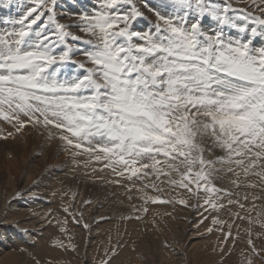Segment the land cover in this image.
Here are the masks:
<instances>
[{
  "label": "snow or ice",
  "instance_id": "snow-or-ice-1",
  "mask_svg": "<svg viewBox=\"0 0 264 264\" xmlns=\"http://www.w3.org/2000/svg\"><path fill=\"white\" fill-rule=\"evenodd\" d=\"M77 3L58 13L59 0H32L26 10L23 0H0V118L13 128L0 139L43 128L76 168L107 170L106 183L142 201L123 220L141 219L149 203L189 207L187 194L203 196L193 209L220 210L226 200L248 212L236 218L264 228L262 213L251 215L260 200L252 193L264 192V0H97L90 11ZM165 187L180 191L165 199ZM240 188L251 190L243 196L251 209L232 199ZM63 211L90 228L83 208ZM212 222L223 231L226 221ZM227 227L224 242L234 239ZM119 247L110 239L101 264Z\"/></svg>",
  "mask_w": 264,
  "mask_h": 264
},
{
  "label": "rangeland",
  "instance_id": "rangeland-1",
  "mask_svg": "<svg viewBox=\"0 0 264 264\" xmlns=\"http://www.w3.org/2000/svg\"><path fill=\"white\" fill-rule=\"evenodd\" d=\"M81 2L85 3L90 11V6L97 3V0H81ZM250 2L251 0H233L235 7H244ZM23 4L25 5L23 10H26L27 6L32 5V0H23ZM59 4L58 13H70L73 10L71 7L73 4L79 8L77 0H59ZM21 11L13 9L11 18L18 19V12ZM5 16L8 14L5 13ZM62 19L61 22H69L67 14L63 15ZM137 27L142 28L144 25L141 23ZM73 29L72 31H77V29ZM73 59L78 60L81 57L77 55L73 56ZM0 121V131L5 133L13 131V128L6 121H3L2 118ZM23 133L28 137L29 142L25 145V151L21 152L16 144L18 143L16 137L23 135ZM23 133L16 135L13 140L0 139V164L2 163L3 167H11L12 178L15 179L14 185L16 182L18 184L13 186L12 182L5 183L6 180H9L10 173H5L6 175L0 173V199L6 201V206L1 207L0 205V237L6 239L3 232L7 231L8 228L22 233L25 232L22 230L26 229L37 232V236L38 233L46 236L49 243H45L46 245L41 243L36 247L23 242L24 245L19 246L21 251H17L14 247L9 248L10 252L14 253L15 251L16 257L20 258L21 262L14 257L15 261H19L20 264H25L26 260L31 261L28 264H37V261L39 264H72L76 258L78 261L80 260L78 264H101V261L106 259V251H110V239L112 244L117 241L120 244L118 254L111 264H173L171 260L173 256L177 260V264H246L247 259H251L252 264H264V228L259 224L249 225L247 219L236 218L237 212L241 216L246 217L248 215L247 211L240 210L236 204L227 206L226 200H223L221 202L225 204V207L220 210L209 209L204 211V208L201 207L193 209L191 205L203 203V196L197 201L194 197L190 198L185 194L184 198L189 199V207L180 204L149 203L147 205L148 212L143 213L141 219L123 220L121 217L132 214V205L138 207L142 205V201L135 198L137 193L133 192L134 198L130 201L123 187L106 183L107 180L113 178L107 170L93 173L91 168H76L63 150L61 142L58 139H49L48 132L43 128L28 126ZM36 136L42 139L41 143L36 140ZM51 144L53 145L52 151L46 147ZM95 167L99 168L100 165H95ZM26 171L28 174L30 173L28 179L32 178L30 181H26L23 175ZM38 176L40 177L38 178ZM139 183L137 181V184ZM219 183L225 187H231L228 179L221 180ZM27 184L30 185L29 188ZM147 191L150 194H155L151 189H147ZM177 191L180 190H170L165 187L162 195L165 199H171ZM237 191L239 195L233 196L232 199H239L245 203L246 209H251V197L248 201L243 200L245 192L251 190L240 188ZM17 192L22 194L19 198L16 197ZM252 194L260 197V200L257 201L256 211L251 212L252 218L255 220L257 218L256 212L259 211L262 213L260 219L264 221V192L255 191ZM28 196L35 197V200L31 202H44L43 207L48 206V209L43 211V207L42 210L36 208L34 216L31 214L32 212L30 215L23 213L20 215L23 217L20 218L18 216L19 210L23 211L28 208L26 204V197ZM52 200L54 201L52 202ZM84 200H90L91 204L83 206L82 201ZM13 203L16 204V208L11 207ZM8 204H10V208H15L14 213L11 212L12 210H8ZM69 204H71L73 212L83 208L84 222L90 225L89 229L86 230L82 225L75 224L71 217L63 211L64 206ZM101 217L103 219H100ZM213 217L226 221L223 231L220 230V225H213ZM66 219L68 221L67 231L62 232L61 228L65 227L63 222ZM229 223L233 224L231 232L234 239L224 242L223 232L228 231L227 224ZM172 224L182 232L176 243L171 235V233L174 234ZM209 227L213 231L208 232ZM249 227L252 230L251 238L254 245L257 250H260L259 255L253 253L247 243L249 236L246 230ZM25 236L27 235L25 234ZM144 236L146 240L148 236L147 247L138 245L139 239ZM160 238L162 239L161 242ZM81 239L82 242H80ZM69 242L76 245L75 250L68 247ZM222 242L226 244L223 251H221ZM80 245H82L81 254L76 256ZM121 253H124L123 257L120 256ZM138 258L141 260L139 261Z\"/></svg>",
  "mask_w": 264,
  "mask_h": 264
},
{
  "label": "bare ground",
  "instance_id": "bare-ground-1",
  "mask_svg": "<svg viewBox=\"0 0 264 264\" xmlns=\"http://www.w3.org/2000/svg\"><path fill=\"white\" fill-rule=\"evenodd\" d=\"M240 6V5H239ZM91 7V6H90ZM62 10V9H61ZM7 17V16H6ZM19 18V17H18ZM63 20V19H62ZM74 30V29H73ZM77 60V59H76ZM3 122V121H2ZM0 123H1V121H0ZM4 125H5V123H3ZM2 126V125H1ZM9 126V125H8ZM8 129H10V128H8ZM25 131V130H24ZM25 133H23V135H20V136H17L16 137V141L18 142V143H16L17 145H18V147L21 149L20 151L21 152H23V151H25V145L29 142L28 141V137L27 136H25L24 135ZM13 140V139H12ZM36 140L39 142V143H41L42 142V139L41 138H39V136H36ZM47 142V141H46ZM51 142V141H50ZM43 144V143H42ZM53 144V143H52ZM49 145V146H46L47 147V149L48 150H50V151H52V146L53 145ZM45 151V150H44ZM9 154H10V152L9 151H7ZM56 152V151H55ZM55 154V153H54ZM45 155V154H44ZM7 156V155H6ZM7 157H9V156H7ZM6 157V158H7ZM44 157V156H43ZM10 161V160H9ZM54 162V161H53ZM16 163V162H15ZM2 164V163H1ZM0 164V165H1ZM54 164V163H53ZM4 165V164H3ZM8 165H10L9 163H8ZM15 165V164H14ZM13 165V166H14ZM11 167H9V166H0V173H1V175L3 174H5V173H8L9 174V180H6L5 181V183H10V182H12V184H13V186H15V185H18L17 184V182H16V184L14 185V180H13V178H12V173H11ZM34 169V168H33ZM17 170V169H16ZM35 170H36V168H35ZM12 171H13V169H12ZM32 171H31V169H30V173H31ZM35 172V171H34ZM33 172V173H34ZM55 172V171H54ZM30 173L28 174L27 173V171L25 172V174H23L24 175V177L26 178V181H30L32 178H30V180L28 179L29 177V175H30ZM36 173H38V172H36ZM40 173V172H39ZM89 174V173H88ZM6 175V174H5ZM31 175H32V173H31ZM37 175V174H36ZM39 175V174H38ZM33 176V175H32ZM53 176V175H52ZM57 176V175H56ZM14 177V176H13ZM40 176H38V178H39ZM63 177V176H62ZM91 177V176H90ZM4 178V177H3ZM60 178V177H59ZM99 178V177H98ZM108 178V177H107ZM8 179V178H7ZM23 179V178H22ZM100 179V178H99ZM103 179V178H102ZM79 182V181H78ZM28 183V182H27ZM29 183H31V182H29ZM46 183V182H45ZM51 183V182H50ZM50 183H49V187L51 186L50 185ZM54 183V182H53ZM85 183V182H84ZM25 184V183H24ZM52 184V183H51ZM79 184V183H78ZM82 184V183H81ZM53 185V184H52ZM71 185V184H70ZM75 185V184H74ZM85 185V184H84ZM30 186V185H29ZM29 186H28V184H27V187L29 188ZM79 186V185H78ZM77 186V187H78ZM110 186V185H109ZM22 187V186H21ZM25 187H26V185H25ZM72 187H74V186H72ZM79 187H81V185L79 186ZM112 187H113V185H112ZM13 189H16V188H13ZM43 189V188H42ZM46 189V188H45ZM84 189H85V187H84ZM97 189V188H96ZM99 189V188H98ZM97 189V190H98ZM118 189V188H117ZM79 190H81V189H79ZM13 191V190H12ZM101 191V190H100ZM103 191V190H102ZM42 192H44V191H42ZM41 192V193H42ZM81 192V191H80ZM79 192V193H80ZM2 193V192H1ZM38 194V193H37ZM42 194H44V193H42ZM15 195V194H14ZM77 195H79V194H77ZM27 196V195H26ZM34 197V196H33ZM7 198H8V196H7ZM46 199V198H45ZM54 200H55V198H53ZM6 200H8V199H6ZM27 200V201H26ZM26 204H27V206H28V208H26V209H24L23 211H21V210H19V214H18V216L20 217V218H22L20 215L21 214H25V215H30V213L34 216V214H35V212H36V208L39 210H42L41 208L45 205V203L43 202H31L32 200H35L34 198H31V197H26ZM51 200V199H50ZM54 200H52V202L54 201ZM56 200H58V199H56ZM16 203V202H15ZM55 203V202H54ZM66 203V202H65ZM51 204V203H50ZM0 205H1V207L3 206H6V201H5V199H3V200H1L0 199ZM39 205V206H38ZM74 205V204H73ZM15 207L16 206V204H12L11 205V207ZM26 206V207H27ZM9 209L8 210H12L11 212H13L14 213V209L16 208H10V204H8V206H7ZM48 209V206L47 207H43V211H46ZM132 209V208H131ZM97 210V209H96ZM98 212V211H97ZM108 213V212H107ZM120 214V213H119ZM100 215V214H99ZM19 218V219H20ZM86 219H87V217H86ZM28 222H30V221H28ZM119 223V222H118ZM22 224H24V223H22ZM96 224V223H95ZM100 224V223H99ZM106 224H108V222H106ZM32 225V224H31ZM6 226V225H5ZM79 226V225H78ZM7 227V226H6ZM171 227H172V231H173V233L174 234H172L171 233V235L173 236V240H174V242L176 243V241H177V239H178V236L179 235H181L180 233H182L181 232V230L180 229H178V227L177 226H174L173 224L171 225ZM4 230V229H3ZM27 235V236H25V234ZM24 233H22V232H19V231H12V230H10L9 228H8V230L7 231H4L3 232V235L5 236V238L6 239H2L1 237H0V264H20V258L18 259V257H16L17 255L15 254V251H14V253L13 252H10L9 251V248H15L17 251H21V249L19 248V246L20 245H24L23 244V242L24 243H26V244H28V245H30V246H39V244L41 245V243H43L44 245H46L45 243H49V239L46 237V236H44V235H42L41 233H38V236H37V232H31V230H28V231H26V232H24ZM148 234V233H147ZM146 234V235H147ZM95 235V234H94ZM145 235V236H146ZM145 236L144 237H142V238H140L139 239V246L140 245H142V246H145V247H147L148 246V236H147V240L145 239ZM83 240L81 239V241L80 242H82ZM162 241V239L160 238V242ZM81 246L82 245H80V247L78 248V252H77V254H75L76 256L80 253L81 254ZM48 248H50L49 246H48ZM83 248V247H82ZM43 250V249H42ZM83 251V250H82ZM23 252V251H22ZM72 253V252H71ZM152 254V253H151ZM19 255V254H18ZM26 255V254H25ZM153 255V254H152ZM160 255V254H159ZM27 256V255H26ZM73 256V255H72ZM120 256H124V253H121L120 254ZM14 257H15V259H18L19 261H15V259H14ZM20 257H21V255H20ZM162 257V256H161ZM30 258V257H29ZM28 258V259H29ZM22 259H23V257H22ZM74 259V258H73ZM26 260V259H25ZM30 260H32V259H30ZM138 260L140 261L141 260V258H138ZM159 260V259H158ZM161 260V259H160ZM159 260V261H160ZM170 260V259H169ZM172 262H173V264H177V260L174 258V256L172 257ZM43 261V260H42ZM80 261V260H79ZM79 261L77 260V258H76V260H73V263L72 264H78L79 263ZM28 262H29V260L27 261L26 260V263L28 264ZM31 262V261H30ZM29 262V263H30ZM181 262V261H180ZM25 263V264H26ZM44 264V263H43ZM52 264V263H51Z\"/></svg>",
  "mask_w": 264,
  "mask_h": 264
}]
</instances>
